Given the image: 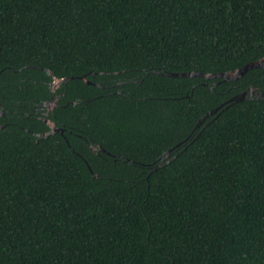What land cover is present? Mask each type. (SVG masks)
<instances>
[{"label": "trees", "instance_id": "trees-1", "mask_svg": "<svg viewBox=\"0 0 264 264\" xmlns=\"http://www.w3.org/2000/svg\"><path fill=\"white\" fill-rule=\"evenodd\" d=\"M261 57L264 0H0V264H264V67L170 75Z\"/></svg>", "mask_w": 264, "mask_h": 264}, {"label": "water", "instance_id": "water-1", "mask_svg": "<svg viewBox=\"0 0 264 264\" xmlns=\"http://www.w3.org/2000/svg\"><path fill=\"white\" fill-rule=\"evenodd\" d=\"M264 67V57L259 58L256 61L253 62H249L245 65H243L242 67L238 68V69H234V70H229V71H224V72H218V73H204V72H197V71H188V72H174L171 73V76H175V77H203L205 79H210V78H221L223 80H236L241 78L248 70L250 69H254V68H263ZM47 73L52 75L53 79L56 81H65L71 77H67V78H63V79H58L55 75L52 74L51 70L46 69ZM83 79H85V76L82 77ZM264 98V89H261L259 87H255V86H249L247 89L242 90L240 92H238L237 94H235L234 96H232L228 101V103H235V102H239V101H244V100H254V99H263ZM228 106V104L226 105H219L217 107H215L214 109L208 111L207 113H205L196 123L194 129L196 127H199L202 122L208 118L210 115L215 114L219 109H224ZM203 129V128H202ZM201 129V130H202ZM201 132V131H200ZM54 133V131H48V132H44V133H37V136L39 137H47L49 134ZM88 144L90 146V148L92 150L95 149H100L97 148L95 145L91 144L88 141ZM100 150H104V149H100ZM173 150V148L167 150L166 152H164L161 156V160L158 161V163L156 164V166L152 169V171L157 170L158 168L166 165L167 163H169L171 160H173L175 158V156H172L170 158L169 155L171 154V151ZM168 158V159H166ZM94 176H97L96 174L93 173Z\"/></svg>", "mask_w": 264, "mask_h": 264}, {"label": "flooded vegetation", "instance_id": "flooded-vegetation-1", "mask_svg": "<svg viewBox=\"0 0 264 264\" xmlns=\"http://www.w3.org/2000/svg\"><path fill=\"white\" fill-rule=\"evenodd\" d=\"M62 82L64 81H56L54 79L51 80L49 82V97L41 99L39 103L35 104L34 113L36 117L42 119L49 127L48 131H54V133L57 131H60L61 133L64 132V128L62 126H58L56 121L50 118L51 111H53L57 105H60L62 98L65 96V92H62L60 90ZM1 113H3V110L1 111Z\"/></svg>", "mask_w": 264, "mask_h": 264}]
</instances>
